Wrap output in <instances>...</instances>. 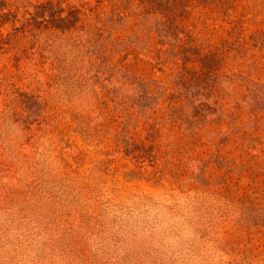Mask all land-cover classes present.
<instances>
[{
  "label": "rangeland",
  "instance_id": "1",
  "mask_svg": "<svg viewBox=\"0 0 264 264\" xmlns=\"http://www.w3.org/2000/svg\"><path fill=\"white\" fill-rule=\"evenodd\" d=\"M155 1L0 0V264H264V0Z\"/></svg>",
  "mask_w": 264,
  "mask_h": 264
},
{
  "label": "trees",
  "instance_id": "2",
  "mask_svg": "<svg viewBox=\"0 0 264 264\" xmlns=\"http://www.w3.org/2000/svg\"><path fill=\"white\" fill-rule=\"evenodd\" d=\"M160 1H162L163 2V0H160ZM163 3H165V2H163ZM151 6H150V8L153 6H155V4H156V1L155 0H151ZM153 7H152V9H153ZM145 10L146 9H143V11H141V13L140 14H144L145 13ZM155 26L157 27V29H158V31L161 33V32H164L165 31V20H161V19H156L155 20Z\"/></svg>",
  "mask_w": 264,
  "mask_h": 264
}]
</instances>
